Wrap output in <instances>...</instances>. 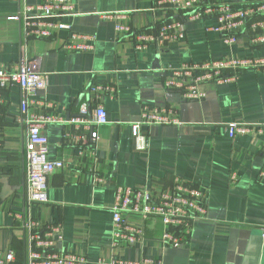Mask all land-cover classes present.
Wrapping results in <instances>:
<instances>
[{
    "label": "crops",
    "instance_id": "crops-1",
    "mask_svg": "<svg viewBox=\"0 0 264 264\" xmlns=\"http://www.w3.org/2000/svg\"><path fill=\"white\" fill-rule=\"evenodd\" d=\"M70 1L75 15L67 20L86 36L85 43H94L91 50L63 47L66 31L25 41L20 22L8 18L20 3L0 0V65L39 59L45 83L30 97V110L55 119L43 127L48 158L63 161L48 175L47 202L27 203L21 91L17 83L0 86V256L11 249V264H25L22 224L33 218L42 225L60 223L59 249L85 256L87 264L141 257L161 258L163 264H264V183L258 178L264 169V133L234 134L226 127L263 120L264 43L252 45L246 26L227 44L214 30V17L186 21L181 12L155 7L156 0ZM207 1L239 7L262 0ZM168 19L184 23L182 37L136 49L134 33ZM117 24L129 30H116ZM233 58L263 62L229 71L232 77L225 82L199 83L204 92L199 100L187 97V85L169 83L190 82L173 72L179 66ZM93 85L114 91L96 98L88 90ZM97 103L107 111L106 124H94ZM157 107L170 109L177 123L141 125L146 147L139 150L131 127L142 112ZM93 170L101 181L94 182ZM175 177L205 194L207 218L193 226L187 244L163 245L159 218L129 214L127 222L143 228V241L113 248L115 187L169 189Z\"/></svg>",
    "mask_w": 264,
    "mask_h": 264
},
{
    "label": "built area",
    "instance_id": "built-area-1",
    "mask_svg": "<svg viewBox=\"0 0 264 264\" xmlns=\"http://www.w3.org/2000/svg\"><path fill=\"white\" fill-rule=\"evenodd\" d=\"M20 3L15 14L9 19L20 22V32L26 41L30 38L49 39L58 31L67 32V40L63 47L72 50H91L94 43H85L86 37L76 33L67 19L75 15L70 0H42L36 4H29L21 0H12ZM155 7L181 12L186 21H194L202 17H214L217 25L214 28L223 41L232 44L235 41L236 31L242 27H249L250 42L252 45L264 43V0L244 6H231L224 2H208L207 0H156ZM107 16V14L105 15ZM123 17V14L120 15ZM116 30L128 31V27L117 24ZM184 35V23L178 19H168L151 30L137 31L132 36L136 49L146 47L147 43L161 44L167 40H177ZM91 41L95 38L90 37ZM262 59L244 58L215 60L192 65H182L173 69L175 74L189 76L190 82L185 80L179 83L169 81L174 87L187 85V97L203 99L204 92L197 85L204 81L225 82L232 77V73L241 68L258 66ZM39 59H25L5 68L0 65V86L9 87L17 83L21 91L20 111L26 125L25 154V199L27 203L47 202L48 175L63 167L62 160L48 158V139L44 134V125L55 119L47 115L32 113L30 97L45 83V76L39 71ZM195 72V73H194ZM89 92L96 98L101 92L112 93L113 87H89ZM76 118L70 120L75 123ZM94 124L108 123L107 111L102 103L94 107ZM177 123L172 111L167 108H154L141 113L140 121L133 124L132 135L135 138L136 148L144 150L146 140L140 132V126ZM226 127L234 134L250 132L264 133L263 120L258 125L243 123H229ZM91 138L96 139L97 133L91 131ZM94 182L101 181L96 170H93ZM234 176H232L233 178ZM258 178L264 183V169L258 173ZM111 243L112 247L133 246L143 241L144 230L139 226L129 224L126 217L137 214L143 219L157 217L163 225L160 240L165 246L181 247L187 244L193 226L207 218L205 194L198 188L181 182L175 177L169 189L140 188L117 185L114 201L111 206ZM25 235V264H87L85 256L62 251L58 247L61 238V224L42 225L38 220L28 218L23 220ZM15 259L13 250L0 256V264H11ZM109 264H163L161 258L141 257L138 260L113 259Z\"/></svg>",
    "mask_w": 264,
    "mask_h": 264
},
{
    "label": "water",
    "instance_id": "water-1",
    "mask_svg": "<svg viewBox=\"0 0 264 264\" xmlns=\"http://www.w3.org/2000/svg\"><path fill=\"white\" fill-rule=\"evenodd\" d=\"M87 109L89 110L90 109V106L87 105ZM260 234H261V237L264 238V232H262Z\"/></svg>",
    "mask_w": 264,
    "mask_h": 264
}]
</instances>
